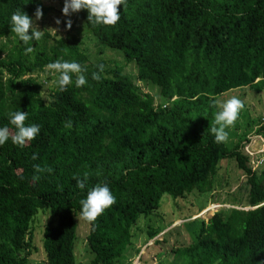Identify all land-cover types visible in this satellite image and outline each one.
Listing matches in <instances>:
<instances>
[{"label":"trees","instance_id":"1","mask_svg":"<svg viewBox=\"0 0 264 264\" xmlns=\"http://www.w3.org/2000/svg\"><path fill=\"white\" fill-rule=\"evenodd\" d=\"M37 7L40 20L52 10L42 0H0V126L14 134L12 111L40 125L22 147L11 139L0 145V264H29L38 235L42 264H77L79 201L100 182L115 203L94 223L85 221L90 264H128L139 223L158 215L161 200L220 189L229 161L245 181V196L235 194L233 208L207 222L190 223L199 229L169 264H264V163L253 170L244 132L226 129L228 140L236 139L228 144L209 131L221 97L239 89L264 93V0H126L115 25L94 24L79 10L77 30L133 64L135 80L122 67L89 64L70 33L75 27L63 36L42 30L25 54L9 18L20 8L34 23ZM56 59L78 62L87 83L76 87L74 74L60 91L55 74L44 98L39 76ZM138 83L156 89L158 103ZM257 121L248 131L264 139V121ZM39 214L49 217L41 228ZM145 235L144 243L158 232L148 226Z\"/></svg>","mask_w":264,"mask_h":264},{"label":"rangeland","instance_id":"2","mask_svg":"<svg viewBox=\"0 0 264 264\" xmlns=\"http://www.w3.org/2000/svg\"><path fill=\"white\" fill-rule=\"evenodd\" d=\"M43 3L50 7L52 10L42 20L34 19V26L38 30L50 31L54 36H63L67 31L65 30L64 21L70 19L71 27H75L76 30L70 33L78 38L80 41L81 49L86 53L89 64H98L103 62L108 69H112L115 66L123 68V73L135 80V66L128 64L124 61L123 56L112 49L101 46L97 40L85 30H77L75 20L77 12L72 13L69 17H65L61 13L63 7V0H42ZM59 20L60 23L56 24L55 21ZM71 29V28H70ZM55 74L46 70L39 76V81L44 86L43 96L46 98L47 87L49 88L54 81ZM139 87L144 93H149L158 103V92L156 89L150 86H145L143 83H138ZM236 96L242 100L244 107L239 113L236 124L239 128L234 130L235 125H232L234 133L237 135L243 132L248 137V142L245 143V151L251 158V165L253 170H256L264 160V139L255 137L252 131L259 126L257 118L262 119L264 117V93L253 94L249 89H239L229 92L227 95L221 97L220 103ZM219 103V105H220ZM218 105V108H219ZM256 120L251 125L248 121ZM231 129V130H232ZM251 129L252 131H248ZM236 139L232 141L229 139L226 141L228 144H234ZM261 163V164H260ZM224 165V166H223ZM222 166L226 168L224 179L222 178L221 188L207 193H193L186 196L183 199L172 200L169 197H164L160 202L158 215L150 217L148 221H141L139 223L141 227L140 233L134 237L133 245L129 248L131 257L128 259V264H169L174 257V250L183 246H187L192 239V232H197L199 229L197 223L190 226V223L195 221L207 222L208 219L220 209H229L233 206L230 205L234 201V195L241 200L245 196V181L243 177H240V173L237 172L234 163L229 161ZM228 169V170H227ZM219 187V186H218ZM204 209L197 215H195L201 208ZM239 209L238 207H234ZM49 217L43 214H39L36 217L37 228H41L44 224H47ZM77 240L75 243V257L77 264H90L91 255L87 252V246L85 243V236L88 231V225L85 220L79 218ZM148 226L152 231L158 232V235L151 241L144 243ZM40 236L35 238V245L37 247V253L29 258V264H42L43 254L38 240Z\"/></svg>","mask_w":264,"mask_h":264},{"label":"clouds","instance_id":"3","mask_svg":"<svg viewBox=\"0 0 264 264\" xmlns=\"http://www.w3.org/2000/svg\"><path fill=\"white\" fill-rule=\"evenodd\" d=\"M125 2L126 0H63L61 13L63 16L69 17L72 13L84 9L87 11L88 21L98 25H115L120 20L117 6H122ZM34 16L37 20L42 16V11L39 7L35 9ZM55 23L59 24L60 21L57 20ZM9 24L11 32L15 34L17 40L25 45V54L33 51L32 43L41 40L45 33V31L37 30L33 24V20L26 13L22 12L20 8L11 13ZM64 25L66 31L70 29L71 20H65ZM46 68L58 75L56 83L60 91H64L66 86L73 82L72 77L74 74L76 87H82L87 83L84 69L76 61L56 59L48 63ZM92 79H99V77L93 73ZM243 107L242 100L236 96H232L220 103L219 110L214 115L213 126L209 129L216 143H224L228 140V131L226 129L230 128L238 119ZM26 117L27 112L12 111L8 113V122L14 126L15 131L10 137L9 128L7 126H0V145L5 144V142L11 139L12 144L22 147L26 142L32 141L39 134L40 125L34 123L25 124ZM262 121H264V117L261 119ZM65 126L70 127V122L66 123ZM33 159H35V156H33ZM35 171L39 173L42 169L36 166ZM47 171L50 172L51 169H47ZM39 178V175H34L32 180L36 181ZM75 186L78 189L85 188L84 180L75 179ZM114 203L115 196L110 191L108 184L105 182L97 183L87 189L86 195L79 201V216L89 223H94L96 218ZM242 209L247 210L248 208Z\"/></svg>","mask_w":264,"mask_h":264}]
</instances>
